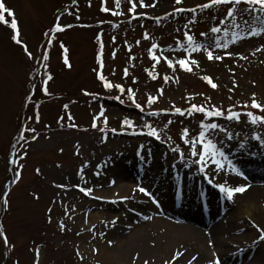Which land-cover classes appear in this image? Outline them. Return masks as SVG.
I'll use <instances>...</instances> for the list:
<instances>
[{"label": "rangeland", "instance_id": "rangeland-1", "mask_svg": "<svg viewBox=\"0 0 264 264\" xmlns=\"http://www.w3.org/2000/svg\"><path fill=\"white\" fill-rule=\"evenodd\" d=\"M143 2L155 6L140 8L139 0H119V6L115 0H0L6 9L0 12V264H102L94 251L95 242L83 239L92 232L81 229L87 225V216L79 224L71 214L94 204L104 208V202L96 199H123L117 198V192L113 198L101 194L113 189L117 181L102 178L105 175L100 171L122 169L121 164L129 169L121 172L128 177L132 170H142L130 177L133 187L129 199H144L155 210L163 204L162 194L155 193V188L162 189L167 180L173 182L172 176L180 177L185 171L183 180H179L183 186L188 184L189 193L186 189L183 200L203 195L202 201L191 199L199 203L198 208L213 199L220 211L218 217L213 215L217 222L229 221V213L243 210L249 197L235 194L229 201L219 192L220 184L236 187L235 181L245 180L251 186L264 185V125L252 124L244 115L251 111L264 116V112L243 107L251 105L253 95L264 106L261 25L253 22L258 34L250 35V26L238 17L241 27L236 29L225 6L200 8L210 0H182L179 5L175 0ZM131 3L137 4L135 12L130 11ZM103 7L109 11H102ZM180 7L195 11L176 12ZM113 11L119 14L113 16ZM57 24L63 30L52 33ZM213 27L220 31L213 33ZM99 31L102 33L97 35ZM17 32L20 44L13 39ZM233 32L244 38L233 42ZM185 34L199 45L195 51ZM209 51L221 59L209 61ZM181 59L190 72L180 68ZM192 60L197 63L191 64ZM204 76L218 87L213 89L201 79ZM105 81L119 87L106 89ZM150 97L154 98L151 105ZM192 105L206 111L215 108L222 116L206 117L201 112L189 115ZM176 108L184 115L174 114ZM229 109L240 114L238 121L226 119ZM94 117L96 128L92 127ZM124 120L131 121L132 126L123 127ZM202 123L224 128L223 132L219 128L205 130L206 139H212L234 164L248 169L250 162L262 165L256 169L262 179L252 184L248 175L217 170L211 161L201 172L191 142L198 138ZM147 125L156 129L158 137L146 134ZM229 133L232 139H228ZM196 149L200 150L199 142ZM154 158L160 159L156 166ZM159 173L165 174L164 181L159 180ZM231 179L235 181L231 183ZM200 182L204 186L199 192ZM138 187L150 192L151 198L140 193ZM80 188H91L92 192L86 196ZM175 197L174 192L169 193V199ZM255 201L260 211L251 209L249 215L243 210L242 216L260 237L264 235V196ZM97 224H90L91 229H98ZM241 231L224 238L232 244ZM227 250L233 252L235 248L228 245ZM243 256L246 252L231 263H252L251 257L243 263ZM223 259L214 255L212 262L230 264L226 257V261Z\"/></svg>", "mask_w": 264, "mask_h": 264}, {"label": "bare ground", "instance_id": "bare-ground-1", "mask_svg": "<svg viewBox=\"0 0 264 264\" xmlns=\"http://www.w3.org/2000/svg\"><path fill=\"white\" fill-rule=\"evenodd\" d=\"M245 151L246 149L244 148L242 152ZM159 162L160 159L157 158L154 160L153 165L156 166ZM229 162L232 163L229 159L225 160L223 170H231L228 168ZM249 165H251L249 169H242L252 178L253 184L256 180L262 179L260 177L261 171L258 170L256 172V169L262 165L258 166L253 162H250ZM121 167L122 169L114 168L108 172H105V170L100 171L105 175L102 178L107 179L109 177V181H117L113 189L102 191V196L113 198L112 195L117 192L119 194L117 198L128 197V193L133 187L130 182L132 181L130 180L132 175L130 174L129 177L126 174L122 175L121 172L129 170L122 164ZM153 176L155 179L157 178V175ZM164 176L165 174L159 173V180L164 181ZM187 181L190 182V180ZM234 181L232 180L231 183ZM244 181L238 180L234 184L236 187H246L247 190L240 194L242 195L240 198L243 195H249L247 201L244 202L243 210L248 211L249 215H251V209L256 211L261 209V207L258 209L255 198L264 196V185L255 187L249 185V182L244 183ZM167 182L169 183H164L165 185L160 184L165 193H163L161 188H155V193L162 194L161 199L163 200V204L157 210L150 208V205L146 204L147 201L144 199H96L98 202L104 201L105 207H97L94 204L89 208H77L75 213L71 214V217L76 216L75 221L79 224L83 223V219L87 216V225L81 228L82 232H89L90 230L95 233L90 232L83 239L95 242V248L99 256L98 260L102 264H144L145 261L148 264H168L169 261H173L177 253H183V255L178 260H175L174 264H213L212 258L214 255L218 256V254L224 258L223 260L226 257L229 261L228 263L232 264V259H237L239 254L244 252H246L247 256H243V263H246V258L251 257V264H264V245H262L260 237L255 234L253 227L244 223L243 210L238 209L229 213V221L217 222V219H214L218 217L220 211L217 210L213 199H209L208 206L212 217L206 221V217L210 214L206 215V208L201 207V210L200 207L197 208L199 203L196 200L192 201L191 205L188 206L194 196L189 197L185 201L183 200V205L186 208L181 205L178 199H169V193L176 190L175 185L177 183H171L169 180ZM172 185H174V190L171 189ZM200 185H202L201 182ZM187 188L188 184H185L183 189L186 191ZM176 191L178 193V189ZM176 203L181 205L180 210H176V207L174 208ZM141 207L145 210L141 211ZM118 208H120V211H117ZM86 210L90 212H86ZM93 210L96 211L93 212ZM213 215L216 217L213 218ZM262 216L264 219V213H262ZM113 221H115L114 224L112 223ZM97 222H99L97 224L99 228L91 229L93 226L90 224ZM192 225H195L196 228L192 227ZM101 231L106 232V234H101ZM239 231L242 234L236 237L232 244L229 243L230 240L224 238L229 233L233 234ZM109 241L112 242L111 246H109ZM228 245L233 246L235 251L227 250ZM249 252L254 254H249ZM194 257L196 259H193ZM233 263H236V261Z\"/></svg>", "mask_w": 264, "mask_h": 264}, {"label": "snow or ice", "instance_id": "snow-or-ice-1", "mask_svg": "<svg viewBox=\"0 0 264 264\" xmlns=\"http://www.w3.org/2000/svg\"><path fill=\"white\" fill-rule=\"evenodd\" d=\"M182 0H175V3L177 5L181 4ZM115 3L117 6H119V0H115ZM155 5H152L150 2L149 3H144L143 0H139V7L140 8H146V7H154ZM219 7V6H225L227 9L226 15L228 18H231L233 21V27L236 29H239L241 27L240 23L237 22V18H241L243 19V23L246 26H250V28L248 29V32L250 35H257L258 34V30L257 28L254 26V23H258L259 25H261L260 28V32L264 33V0H210V3H205L200 5L201 9H209L212 7ZM137 7L136 3H131V8L130 11L135 12ZM5 6L0 3V12L5 11ZM102 11L108 12L109 9L107 7H103L101 9ZM195 11V9H185V8H177L176 12H184V11ZM118 12L113 11L112 15H118ZM255 14V15H254ZM9 15H12L11 12H9ZM244 17H250V19H244ZM191 22V21H190ZM12 29L13 31H16V23L13 22L12 23ZM63 29L60 27L59 24H57L53 29H51V31L54 32H59L62 31ZM211 31L213 33H217L220 31L219 28L217 27H213L211 29ZM228 33L226 32L225 35H227ZM47 35V33H46ZM203 35V34H202ZM186 39L189 41V43L192 46L193 51H195L199 45H196L193 43V38L191 36H188L187 34H185ZM233 36V42L236 41L237 38L239 39H243V36L239 35V32H233L232 33ZM19 37V33L17 32V34L15 36H13V39L16 41L17 44L21 43V40L18 38ZM147 38V37H145ZM219 42H217V47H219ZM156 45H153V48H155ZM24 51L27 53L28 58L32 59V55L31 53L28 52L27 48H24ZM151 56V52L149 53ZM44 60L48 59V55L45 54L44 55ZM153 59H156V57H152ZM244 57H241V59H243ZM207 59L209 61L212 60H220L221 57L220 56H213L212 52H208L207 54ZM97 61L101 63V67H102V59H101V55L97 56ZM65 64H68V60L65 59L64 61ZM180 68H182L185 71H191V68L187 66V63L184 59H181L178 61ZM191 64H196L197 62L195 60L190 61ZM169 67H173V65L171 63H169ZM125 74H127V71H125ZM98 78L101 81H104V77L102 75L98 74ZM49 80H51V77H48ZM167 80V77L165 78ZM201 79H203L205 82H207L208 84H210V86L215 89L218 86L212 82V79L210 77L204 76L201 77ZM46 83V82H45ZM235 86V85H234ZM104 87L106 89H110L112 87H119L118 85L114 86L108 82H104ZM45 91H47V89H45ZM121 91H123V89H121ZM162 91V90H161ZM84 95H90L88 92H85ZM131 91L129 90V96L131 97ZM117 99H119V97H116ZM252 103L251 105H244L243 107H250L251 109H257L260 112H264V106H262L261 104H259L256 101L255 95H253L251 97ZM154 101V98L150 97L148 100L149 105H151ZM121 103H123V101H121ZM133 103H135V101L133 100ZM135 106L137 108H140L139 104H135ZM67 107V106H65ZM193 112H201L204 113V115L206 117H220L222 116V112L212 108L208 111L205 110L204 107H197L196 105H192L191 109H189L188 114L191 115ZM229 114L226 116V119L229 121L232 120H239L240 114L239 113H235L232 112L231 109L228 110ZM174 114H178V115H184V113L181 111V109L176 108L175 109V113ZM156 115V114H153ZM244 115H246L249 119V122L252 124H262L264 125V116H257V115H253V113L251 111L245 113ZM69 119H71V117H69ZM96 118L94 117L93 119V124L92 127L96 128ZM38 122V120H37ZM105 123H107V120L105 118ZM168 123H172V121H169ZM123 127H131V121L129 120H124L122 123ZM148 127V132L146 133L148 136H153V137H158V133L156 131V129L152 128L151 125H147ZM201 131L199 132V136L196 140H193L192 143V155L199 156V159L197 161L198 164L201 165L200 171L203 172L204 171V166L206 164H208L209 161H211L212 164H214L216 166L217 170H222L225 165L224 163H222V161H225L227 158L224 156V153L222 151H220V149L217 147L216 143L213 142L212 139H206V131L205 130H215L217 128H219L220 131H225L224 128H221L219 125L215 124V123H209V124H201L200 125ZM32 131H35L34 129ZM113 132H115V129H113ZM184 136H187V129L184 130ZM21 139H23V135H21L20 137ZM35 139V137H33ZM228 139H232L231 134H228ZM199 142L200 144V150L197 151L196 149V145ZM222 143V142H221ZM173 151H175V149H173ZM228 168H230L232 170V172L236 175V176H241L242 173L235 169L232 164L229 162L228 163ZM38 171V170H37ZM16 178L19 179V172H17L16 174ZM57 187H63V185H57ZM219 192L223 195L226 196L227 200L232 201L233 197L235 194H242L244 193L247 189L244 186H239V187H228L226 186V184H220L219 186ZM81 192L84 193V195H90L92 192L91 188L85 189V188H80L79 189ZM140 193H142L144 196H148L151 198V193L148 192L144 187H138L137 189ZM7 195V194H5ZM123 199H129V197H124ZM152 203H156L155 199H152ZM4 205L5 207L7 206V199L4 200ZM113 224L115 223V221L112 222ZM61 227H63V225H61ZM260 240H264V235L260 236ZM5 242L6 239H5ZM109 246H111V241L108 242ZM94 251H97L96 249H94ZM39 253L37 251V257H38ZM183 255V253H177L176 256L173 258V261H169L168 264H174L175 260H178L179 257ZM193 259H196L195 257ZM144 264H148L147 261L144 262ZM215 264H219V262H215Z\"/></svg>", "mask_w": 264, "mask_h": 264}]
</instances>
